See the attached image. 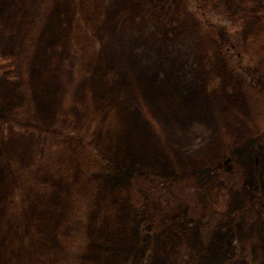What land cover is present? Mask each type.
<instances>
[{
	"label": "rangeland",
	"instance_id": "obj_1",
	"mask_svg": "<svg viewBox=\"0 0 264 264\" xmlns=\"http://www.w3.org/2000/svg\"><path fill=\"white\" fill-rule=\"evenodd\" d=\"M0 264H264V0H0Z\"/></svg>",
	"mask_w": 264,
	"mask_h": 264
},
{
	"label": "trees",
	"instance_id": "obj_2",
	"mask_svg": "<svg viewBox=\"0 0 264 264\" xmlns=\"http://www.w3.org/2000/svg\"><path fill=\"white\" fill-rule=\"evenodd\" d=\"M219 172L217 173V175ZM133 187L138 186L137 189L144 191V194H151L154 196L147 203V211L152 222L150 228L154 233L164 228L166 219L169 218L173 207H191L193 208V215L197 213L199 205L193 206L195 196L194 181L189 182L180 181L178 183H156L154 184L149 178L146 177H133L131 180ZM142 188V189H141ZM195 204V203H194ZM150 222V223H151ZM151 225V224H150Z\"/></svg>",
	"mask_w": 264,
	"mask_h": 264
}]
</instances>
